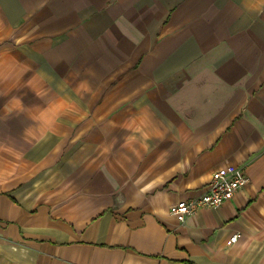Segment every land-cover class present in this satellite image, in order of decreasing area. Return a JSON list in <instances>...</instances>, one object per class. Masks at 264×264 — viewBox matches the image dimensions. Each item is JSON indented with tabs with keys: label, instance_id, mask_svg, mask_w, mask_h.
I'll use <instances>...</instances> for the list:
<instances>
[{
	"label": "crops",
	"instance_id": "1",
	"mask_svg": "<svg viewBox=\"0 0 264 264\" xmlns=\"http://www.w3.org/2000/svg\"><path fill=\"white\" fill-rule=\"evenodd\" d=\"M0 264H264V0H0Z\"/></svg>",
	"mask_w": 264,
	"mask_h": 264
},
{
	"label": "built area",
	"instance_id": "2",
	"mask_svg": "<svg viewBox=\"0 0 264 264\" xmlns=\"http://www.w3.org/2000/svg\"><path fill=\"white\" fill-rule=\"evenodd\" d=\"M248 183L249 179L242 169L229 172L221 169L215 170L211 174L210 182L198 197L171 206L169 213L178 223H183L188 215L195 213L200 208L220 207L229 202ZM237 238L238 235L232 236L229 243H234Z\"/></svg>",
	"mask_w": 264,
	"mask_h": 264
},
{
	"label": "clouds",
	"instance_id": "3",
	"mask_svg": "<svg viewBox=\"0 0 264 264\" xmlns=\"http://www.w3.org/2000/svg\"><path fill=\"white\" fill-rule=\"evenodd\" d=\"M79 89L84 91V92H88L90 90V85L88 83V81H82L79 85Z\"/></svg>",
	"mask_w": 264,
	"mask_h": 264
}]
</instances>
